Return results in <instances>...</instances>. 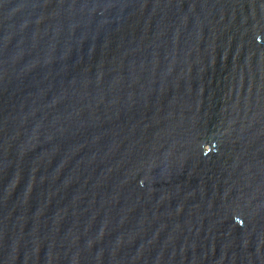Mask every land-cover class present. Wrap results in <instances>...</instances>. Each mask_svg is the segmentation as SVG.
Instances as JSON below:
<instances>
[{"label": "water", "instance_id": "95a60500", "mask_svg": "<svg viewBox=\"0 0 264 264\" xmlns=\"http://www.w3.org/2000/svg\"><path fill=\"white\" fill-rule=\"evenodd\" d=\"M0 264H264V0H0Z\"/></svg>", "mask_w": 264, "mask_h": 264}]
</instances>
